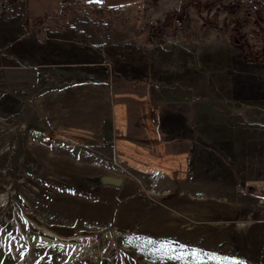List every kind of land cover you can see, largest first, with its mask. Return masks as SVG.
<instances>
[{"label":"rangeland","instance_id":"rangeland-1","mask_svg":"<svg viewBox=\"0 0 264 264\" xmlns=\"http://www.w3.org/2000/svg\"><path fill=\"white\" fill-rule=\"evenodd\" d=\"M110 1L31 50L114 97L0 95V264H264V10Z\"/></svg>","mask_w":264,"mask_h":264},{"label":"crops","instance_id":"crops-1","mask_svg":"<svg viewBox=\"0 0 264 264\" xmlns=\"http://www.w3.org/2000/svg\"><path fill=\"white\" fill-rule=\"evenodd\" d=\"M55 2L56 9L51 0H21L12 4L8 14L0 15V95L4 94L6 97H114L113 82L109 77L93 76L91 84L94 87V93L92 95L85 94V89H81V86H84L86 82L81 81L78 73L76 74L77 78L71 77L67 73L65 74V70L51 66L46 69V77L39 78V66L35 57L32 61L31 50V41L38 37V32L35 29L36 24L34 26L32 24L36 22L38 15H45L43 18L49 27H54L57 24L55 32L62 34L65 30L59 28L61 23L60 21L56 22L55 17L67 22L70 16L68 5H71V2L78 8H82L84 4L85 8L97 10L94 5L99 1H95L94 4H86L83 0H55ZM102 3L104 2L102 1ZM66 7L68 9H65ZM53 17L54 19H50ZM12 20L17 23H28V26H24V29L18 27L19 29H15L13 32L9 31L6 29L8 26L6 24ZM9 37H12L11 40L7 39ZM7 56H12L14 63L6 62ZM26 58L29 60L26 61ZM11 85H13L12 88ZM41 85H45L46 88L41 90L39 88ZM228 97L244 96L233 94ZM238 108L242 107L238 106ZM263 113V109H261L260 114ZM259 123L262 124L261 121Z\"/></svg>","mask_w":264,"mask_h":264},{"label":"trees","instance_id":"trees-1","mask_svg":"<svg viewBox=\"0 0 264 264\" xmlns=\"http://www.w3.org/2000/svg\"><path fill=\"white\" fill-rule=\"evenodd\" d=\"M21 0H0V15H6L11 11L12 4L15 2H18ZM255 2H245V5L248 7V9H254V6H258L260 9L264 10V3L260 0H254ZM104 3L107 5H113L112 1L110 0H104ZM240 5V4H239ZM250 11L252 13L253 11Z\"/></svg>","mask_w":264,"mask_h":264},{"label":"snow or ice","instance_id":"snow-or-ice-1","mask_svg":"<svg viewBox=\"0 0 264 264\" xmlns=\"http://www.w3.org/2000/svg\"><path fill=\"white\" fill-rule=\"evenodd\" d=\"M172 243H175V242H169V241L160 242L161 250H163L166 245H170ZM181 247H184V246L181 245ZM192 255L198 258L199 256L203 255V253H202V251H194L192 253ZM213 258L218 260V264H243V261H238V260H235V259L230 258V257H216V256H213Z\"/></svg>","mask_w":264,"mask_h":264},{"label":"built area","instance_id":"built-area-1","mask_svg":"<svg viewBox=\"0 0 264 264\" xmlns=\"http://www.w3.org/2000/svg\"><path fill=\"white\" fill-rule=\"evenodd\" d=\"M94 7H95V9H97V10H99V9H109V6H106L105 4H102V3H96L95 5H94ZM51 135H45V136H43V140H51Z\"/></svg>","mask_w":264,"mask_h":264}]
</instances>
